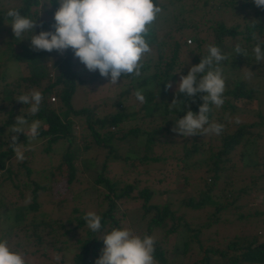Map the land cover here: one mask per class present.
I'll return each instance as SVG.
<instances>
[{"label":"trees","instance_id":"16d2710c","mask_svg":"<svg viewBox=\"0 0 264 264\" xmlns=\"http://www.w3.org/2000/svg\"><path fill=\"white\" fill-rule=\"evenodd\" d=\"M194 1L200 2L201 7L217 4L220 7L222 18H205L204 13L197 12L199 5L198 7L192 5ZM47 2L51 3L52 0H47ZM160 2L161 0H154V3L161 8V12L157 14L146 33L145 38L152 51L142 60L141 75L121 77V80H126V84L135 92L141 90L145 96V101L139 110L141 114L133 110L126 111L125 105L123 108L124 103L120 102L116 107L113 105L112 110L114 111L102 115L98 114L94 105L75 108L71 104V97L78 86L83 83L91 84L104 78L99 71L92 72L91 75H81L73 69L74 53L71 49L58 57H55L56 50L52 52L33 51L30 48L29 39L20 41L15 38L10 26L11 18L6 16L9 9L15 8L22 15L33 20L37 19L36 34L40 31L52 30L51 26L55 22L54 13L59 8L56 0H53L51 8L41 7V0H14L13 2L8 0L7 3H2L0 0V66L7 61L24 66V70L18 72L12 79L9 78L10 80L6 71L0 68V183L11 181V176L16 175L12 172L11 159L14 152L9 146L11 136L19 137L17 142L20 146L30 141V138L22 133H12V127L20 115L29 124L34 120L41 121L37 138L46 139L44 153L53 150V145L57 142L67 144L66 148L60 151L55 165L59 169L65 166L64 171L68 183H72L76 177L78 154L84 168H95L96 162L100 161L99 157H103L101 170L96 171L94 175V182L104 188L100 192L102 198H99L100 208L96 212L102 217L101 229L98 232H92L84 220L87 212L76 207L72 208L69 216L29 222L25 220L23 207H8L6 211L3 210L6 216L0 223V228L3 231L13 229L16 234L23 230L25 240H27L24 242L26 245H19L18 241V248H10L11 251L25 254L53 248L64 253L66 248L76 246L78 251L72 256L73 264H95V260L100 256L101 249L104 247L101 238L105 234L114 228H128L133 232L137 231L136 226L131 228L126 225V207L120 204L122 198L131 197V192L137 187L130 184L121 187L118 184L119 180L113 179L106 173L108 162L116 160V157L112 156L116 149L113 145L114 141L127 140L130 136L137 138L138 144L142 147H139L142 150L137 149L133 158L122 156L125 162L133 168L145 165L147 168V165L151 163L166 162L169 158L162 156L161 144L167 143L163 137L170 134L174 141L169 140V142L181 146L180 152L172 156L175 158L173 160L183 166L189 174L199 172L203 166L206 168L209 165L208 171L213 174L210 178L211 182L207 183L202 172H199L201 175L198 176L209 190L217 186L221 174L235 167L236 162H231L233 157L242 162V167L249 166L254 170H261L264 178V109H255L257 100L260 103L259 93L257 94L259 88L253 82L242 80L239 77L240 70L244 68V71H248L264 83V62L258 63L253 51L257 43L264 42V10L257 8L252 0H178L174 3L177 21L168 28L169 20L166 17L169 15L162 11L163 8L166 10L167 5ZM168 13L170 14V10ZM223 13L240 19V22L227 26ZM164 22L167 23L166 27H161L160 23ZM253 23L255 27H252ZM188 29H191V32L188 33ZM237 44L246 52V56L235 52ZM208 45L218 47L226 57L231 56V59L226 58L222 61L219 67L222 69L223 78H227L228 84L232 86L225 89L223 93L222 107L217 108L214 104H209L210 111L207 113L209 124L205 125V128L212 123L226 127L228 124L232 125L240 121V125L232 134L222 131L220 137H212L208 133L184 137L173 131L175 121L183 118L189 110L199 114V107L203 103L201 96L204 94L198 93L195 97H188L180 93L177 97V85L181 77V73L178 72L187 75L192 65L199 64L202 56L208 55ZM261 47L264 51V43H261ZM230 75H232L231 80H229ZM236 76L237 80L234 79ZM169 82L172 85L171 88L167 86ZM32 89L39 90L43 96L40 110L36 115L30 114V105H24L16 100L19 95L26 94ZM128 92L129 89H124L118 94L123 96ZM51 98L54 102H51ZM174 99L181 102L180 107L177 106L170 110L168 105ZM139 120H147V126L142 127L137 124ZM123 124H129L130 127L124 130L122 129ZM75 126L79 129L77 135L74 133ZM158 148L160 151L156 152ZM31 154L32 152H28V155L31 156ZM19 166L23 167L26 176L37 174L46 179L44 184L33 181L34 186L30 191L32 201L28 208L36 209L38 206L37 193L40 191L49 194V178L56 167L52 166L45 173L34 170L24 161H20ZM182 177L184 181H187L189 176L184 174ZM252 182L256 181L252 179ZM26 184L13 186L14 190L18 191L12 193V197L15 196L14 200L24 196L21 187H25ZM229 186L231 187V184L228 181L225 182L223 190L221 189V196L226 197V194L228 196L227 192H231ZM172 189L178 192L183 191L182 187H172ZM225 190H227L226 193ZM155 193L152 187L149 188L144 184L138 188L137 195L131 198L134 201H141L140 218L145 223L142 236H151L152 231L156 229L162 232V237L155 240L153 254L155 264H185L183 261L170 259L163 244L169 235L175 233L180 236L185 230L187 236L181 244V253L185 255L188 252L190 240L198 238L199 228L191 226L184 220V216L176 215L175 211L171 210L168 200L162 203L151 201L156 196ZM211 204L216 213L226 206L213 199L210 194L198 200L189 196L183 201V205L195 210ZM198 246L200 256L192 264H264V241L257 242L252 237L245 241L242 239V242L240 238H237L222 247H204L201 243ZM20 248L22 251H18ZM42 254L45 255L44 252ZM53 264H63V261L61 259Z\"/></svg>","mask_w":264,"mask_h":264},{"label":"rangeland","instance_id":"374dc122","mask_svg":"<svg viewBox=\"0 0 264 264\" xmlns=\"http://www.w3.org/2000/svg\"><path fill=\"white\" fill-rule=\"evenodd\" d=\"M8 0H1L2 3H7ZM13 2L14 0H10ZM178 0H161L160 3L166 4L167 8L162 9L164 13H167L166 18L169 20L168 28L171 24L177 21L176 10L174 9V3ZM194 7H199L197 12L204 13V17L212 19H221L222 14L220 7L217 4L213 3L211 5H206L201 7V3L194 1L192 3ZM170 10V14L168 11ZM251 15V12L249 13ZM223 19H225V24L227 26L240 22V19H236L234 16L229 17L227 13H223ZM182 17V16H181ZM161 27H166L167 23H160ZM191 32V29H188V33ZM187 33V34H188ZM155 49L153 50V52ZM60 55L56 52L55 57ZM231 59V56L227 57ZM72 67L81 75H91L92 72H89L83 64L79 62L78 59L72 58ZM22 64L16 65L10 61L1 64L0 68L6 71L8 79L15 77L18 72L24 70ZM227 68V67H226ZM225 68V69H226ZM0 69V70H1ZM227 70V69H226ZM240 70V69H239ZM240 73V78L242 80H247L248 82H253L259 88V101L256 102V107L264 109V83L262 80L259 81V78L256 79L248 71H244L242 68ZM225 73V72H224ZM228 77V76H226ZM9 79V80H10ZM232 75H230V79ZM237 80V76L234 78ZM121 80V79H120ZM118 81L117 85L108 84L110 83V78H102L93 83H83L78 86L71 97V104L73 107L78 108L81 106H93L96 107L98 114H107L114 110L118 103L122 102L123 108L125 105L126 111L138 112L141 110L142 103L137 101L135 97L134 89L128 86L126 80ZM232 84H228L227 78L225 79V89L231 87ZM124 89H129V92L126 95H119L118 92H121ZM165 98V97H164ZM166 99V98H165ZM57 101V99H56ZM125 101V102H124ZM51 102H54L51 100ZM114 105V106H113ZM141 113H139L140 115ZM149 119V118H148ZM147 119V120H148ZM146 120V121H147ZM144 120H139L137 124H140L142 127L147 126V123ZM136 123V121H133ZM122 129L126 130L130 125L123 124ZM240 125V121L232 125L224 126L223 132L232 134L235 129ZM133 126V125H131ZM141 127V128H142ZM74 133L79 134V129L77 126L74 128ZM212 137H220L222 132L217 135L215 133H208ZM224 135V134H223ZM165 137V138H164ZM163 137L167 141L166 144H161L163 157L168 156V160L165 162H158L157 164H149L144 167H132L130 164L125 162L122 156H128L133 158L135 156L137 149H140L141 145L138 144L137 138H130L122 141H114L113 145L116 147L112 156L116 157L115 162H108V169L106 173L113 177L115 180H119V186H125L126 184L134 185L137 189H134L131 192V197H124L121 201V206L126 207L125 221L126 225L133 228L136 226L137 231L133 232L135 235L144 237L143 228L145 223L142 222L140 218V200L134 201L132 196L137 195L138 188L147 185L149 188H153L156 193L153 197L154 202L162 203L164 200H168L171 210L175 211L176 215L184 216V220L191 224V226H197L199 228L198 238H192L189 243L188 252L183 255L181 253V244L186 238L187 233L185 230L179 236L178 234H171L167 237L164 245V248L167 250V256L170 257L173 261H183L185 264H192L195 259H198L200 256L199 243L203 244L204 247H222L225 246L231 240L240 238L245 241L246 239L255 238L257 242L264 241V178L262 176L261 170H254L247 167H242V162L233 157L231 162H236L234 168L230 169L224 174L220 175V179L217 181V186L208 189V186H205L198 178L199 172H202L203 177H206L207 183H210L212 178V172L208 171L209 165L205 168L204 166L199 172L188 173L187 170L178 163L176 160H173L172 156L176 155L177 152H180L179 144L173 145L169 142L174 141L172 135L166 134ZM45 138H36L35 140H30L26 145L21 146L24 150L25 159L23 160L26 164L32 167L34 170L47 172L48 169L56 167V160L59 157L60 151L66 148L67 144L63 142H57L53 145V150L49 153H44L43 149L46 146ZM76 143L78 141L76 139ZM140 147V148H139ZM52 148V147H51ZM142 150V149H140ZM159 148L156 149V152H159ZM28 152L31 153V156L28 155ZM140 153V152H139ZM140 155V154H138ZM31 157V160H30ZM76 162H78V168L76 170V177L72 183H68L65 175V166L62 168H55L53 175L49 178L50 181V190L49 194L45 192H38L36 196L37 208L29 209L28 205L32 201L31 189L34 186L33 181H37L40 184H44L46 179L37 176V174H30L26 176L24 174L23 167L19 166V160H16L14 156L11 161L12 172L16 175L11 176V181H5L3 184L0 183V223L5 219V211L8 207L21 206L25 210V220L27 222L34 220H50L56 217H63L71 215V210L73 207L78 208L79 210L89 212H97L100 208L98 203L99 198H102L100 192L104 190L101 185L94 182V175L96 171H100L101 161L103 157H99V162H96L95 168H84L83 164L80 162V155L78 154ZM238 161V164H237ZM32 162V163H31ZM187 171V172H186ZM188 174L187 181L183 180V175ZM256 181V182H252ZM231 184V192H227L225 196H221V189L223 190L225 182ZM13 182V184H12ZM27 183L25 187H21L22 198L14 200L12 193H17V190H14L13 186L15 184L21 185ZM209 185V184H208ZM228 185V184H227ZM123 186V187H124ZM182 187L183 191H176V189ZM169 189V191H166ZM166 191V193H164ZM210 194L213 199H216L220 204L226 205L220 212H214V206L206 205L204 208L195 210L193 208L183 205V201L187 200L189 196H192L195 200H198L202 196ZM224 194V193H222ZM100 195V196H99ZM12 201V202H11ZM11 202V203H10ZM246 216V217H245ZM248 216V217H247ZM21 231V230H20ZM24 231L22 230L19 234L15 230L11 229L9 231H3L0 228V240H7L8 245L12 249H17L19 245H24L25 236ZM151 236L155 240L162 237V232L159 229L153 230ZM20 242L17 245V242ZM26 245V244H25ZM27 247V246H25ZM29 247V246H28ZM18 251H22L21 248ZM78 249L76 246H70L69 249L66 248L64 253L62 251L48 248L46 250L34 251L33 253L22 254L27 264H53L58 263L61 259L63 264H73L72 256ZM45 253L42 254V253ZM178 252V253H177ZM59 256L60 259L57 260L56 257Z\"/></svg>","mask_w":264,"mask_h":264},{"label":"clouds","instance_id":"9594fccd","mask_svg":"<svg viewBox=\"0 0 264 264\" xmlns=\"http://www.w3.org/2000/svg\"><path fill=\"white\" fill-rule=\"evenodd\" d=\"M59 8L54 13L52 30L40 31L36 34L37 19L33 20L22 15L18 9L11 8L6 16L11 18L10 26L16 39L30 40L33 51L56 50L61 56L71 49L74 58L78 59L89 72L99 71L104 78H110L112 85H117L123 76L141 75L142 60L152 49L146 40L149 26L154 22L161 8L154 0H56ZM259 9L264 10V0H252ZM53 0H41V7L51 8ZM258 21V20H252ZM42 27V25H40ZM255 23L252 27H255ZM31 34V35H29ZM28 38H25V37ZM260 42L253 51L256 61L264 62V51ZM208 55L202 56L201 62L192 65L187 75L181 73L177 85V97L180 93L188 97H195L198 93L203 103L199 107V114L189 110L183 118L175 121L173 131L184 137L196 134L215 133L219 135L224 125L209 124L207 113L209 104L217 108L224 104L225 79L222 75L220 63L227 57L220 49L213 45L207 46ZM237 54L246 56V52L239 44L235 46ZM169 88L171 83H167ZM137 101L143 103L145 96L141 90L135 92ZM17 101L30 105L29 112L36 115L43 100L39 90L32 89L26 94L19 95ZM52 100V99H51ZM180 101L174 99L169 106L170 110L180 107ZM12 133H22L35 140L39 136L40 120L30 124L23 117L16 118ZM18 136H11L9 145L14 158L19 161L25 159L24 150L18 144ZM86 226L92 232H98L102 217L94 211L85 214ZM104 247L95 264H155V238L145 235L141 238L128 228H114L102 238ZM60 259L59 256L56 257ZM0 264H27L25 257L19 252L10 250L7 240H0Z\"/></svg>","mask_w":264,"mask_h":264},{"label":"built area","instance_id":"2783aa9c","mask_svg":"<svg viewBox=\"0 0 264 264\" xmlns=\"http://www.w3.org/2000/svg\"><path fill=\"white\" fill-rule=\"evenodd\" d=\"M263 38H264V36H263ZM52 100H53V98H51Z\"/></svg>","mask_w":264,"mask_h":264}]
</instances>
